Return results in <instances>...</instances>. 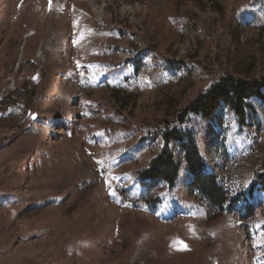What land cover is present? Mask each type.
<instances>
[{
	"label": "rangeland",
	"instance_id": "374dc122",
	"mask_svg": "<svg viewBox=\"0 0 264 264\" xmlns=\"http://www.w3.org/2000/svg\"><path fill=\"white\" fill-rule=\"evenodd\" d=\"M224 77L264 78V0H0V264H264V87L178 119ZM173 129L224 212L178 141L172 189L137 179Z\"/></svg>",
	"mask_w": 264,
	"mask_h": 264
},
{
	"label": "trees",
	"instance_id": "16d2710c",
	"mask_svg": "<svg viewBox=\"0 0 264 264\" xmlns=\"http://www.w3.org/2000/svg\"><path fill=\"white\" fill-rule=\"evenodd\" d=\"M264 87V78L250 82L236 80L232 77H224L213 86L206 94L201 95L182 114L178 116L182 123L185 116L194 113L202 115L204 119H211L222 107V104L230 106L238 119L245 123L247 119V102L258 96ZM165 142L161 153L155 157L149 168L139 171L137 179L142 181H161L173 188L180 173V163L170 149L172 141H178L187 162L188 171L194 180L191 185L198 191L210 205L220 212H224L227 203V194L224 188L217 182L216 176L205 173V163L191 134L185 135L177 129L167 130L163 133ZM256 184L264 191V174L257 175Z\"/></svg>",
	"mask_w": 264,
	"mask_h": 264
},
{
	"label": "snow or ice",
	"instance_id": "6c2138e0",
	"mask_svg": "<svg viewBox=\"0 0 264 264\" xmlns=\"http://www.w3.org/2000/svg\"><path fill=\"white\" fill-rule=\"evenodd\" d=\"M113 195H114V193H113Z\"/></svg>",
	"mask_w": 264,
	"mask_h": 264
}]
</instances>
